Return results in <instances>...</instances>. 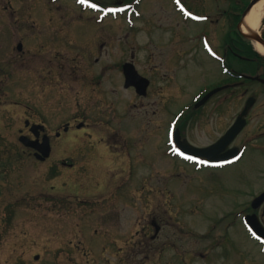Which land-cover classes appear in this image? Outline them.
Here are the masks:
<instances>
[{
  "label": "rangeland",
  "instance_id": "374dc122",
  "mask_svg": "<svg viewBox=\"0 0 264 264\" xmlns=\"http://www.w3.org/2000/svg\"><path fill=\"white\" fill-rule=\"evenodd\" d=\"M151 2L142 19L110 21L103 42L82 35L101 24L56 22L84 14L62 0H0V264H264V245L243 221L264 191V139L254 140L264 132V86L222 91L185 125L193 145H209L255 97L233 143L244 149L237 163L212 169L175 157L172 113L226 75L202 51L176 54L189 40L174 33L194 37L201 24L178 27L167 0ZM55 52L64 62L48 67ZM128 61L150 80L143 98L123 88ZM102 63L109 64L105 72ZM26 119L46 124L52 135L44 162L18 140L31 137ZM66 121L83 128L64 133ZM72 159L73 168L61 164ZM247 212L264 226V203Z\"/></svg>",
  "mask_w": 264,
  "mask_h": 264
},
{
  "label": "flooded vegetation",
  "instance_id": "af4514ba",
  "mask_svg": "<svg viewBox=\"0 0 264 264\" xmlns=\"http://www.w3.org/2000/svg\"><path fill=\"white\" fill-rule=\"evenodd\" d=\"M49 1L56 2V1H61V0H49ZM62 1H64L65 3H68L74 8H78L84 14L75 15V16L73 15L75 18L80 17L82 20H73L74 18L72 16L68 17L65 15L53 17L57 19L56 22H59L62 25L64 21L66 20L67 21L70 20L72 23L74 22L75 23H78V22L79 23H90V24L94 23L96 24V26L101 24L102 28L100 29L98 26L99 30L96 33L90 32V33H83L82 35L98 34V36L103 39V42L105 39L110 37L108 26H107L110 21L121 20L124 22V18H126L127 21H133L132 19H137V18L142 19L144 18V13L149 11V7H151V3H152L151 0L149 1H146V0H62ZM155 1L159 2V0H154V2ZM167 1L170 4L172 12L180 18V22H178L176 26L178 27H181L182 25L186 26L188 22L201 24L200 29L194 33V37L192 34L187 33L185 30H181L178 33H174L179 36V39L186 40V42L187 40H189L188 42L189 44H191L192 41L196 42V43H192L190 46L188 43H185L182 40V43L188 44V46L179 47V48L176 47L174 48V52L176 51L175 53L179 55L184 54V55L197 56L201 53L200 51H202L204 52V55L210 61H212L213 63H216L218 67L222 69L226 68L229 71L228 74L226 75V79L228 80L226 84L229 85L230 90H235V89H238L240 86H242L243 82L240 79L241 73L235 67L236 65H239L241 52L242 51L248 52L249 50L247 48L241 49L238 46L239 41H240V33L238 31V24L240 22L241 15L250 0H167ZM152 17L154 18L155 23L160 29L162 26V21L160 19L155 20V18L157 17L156 10H155V4H154V11L152 12ZM220 22H222L221 27L219 25ZM62 25H60L61 28H63ZM224 25L226 27L225 30H224ZM132 26L133 25H131V27ZM212 26H214V28H217V29L212 30ZM213 31H218V32H213ZM63 32H66V31H63ZM170 32H172V30ZM52 33L56 35L58 34V32H52ZM66 34L68 33L66 32ZM214 34L216 36H214ZM188 36H191L192 38H189ZM213 38L214 39L220 38L221 43L214 42ZM231 39L233 41H231ZM234 40H236V42H234ZM102 46L103 44H101L99 49H101ZM100 52L101 51L98 50L97 54L99 55ZM49 54L52 56V53H49ZM57 55H59V53L55 52L54 58L52 56V60H50L48 63L45 62V64H47L48 67H54L60 62L63 63L64 58H60V62H57L58 60ZM90 55L92 56V54H89V57ZM159 55H162V53H160ZM53 60H54V63H53ZM99 61H100V58H95L94 65H98ZM198 61H200V59H198ZM225 63L227 67H225ZM41 64L42 63L37 65V67L39 68ZM35 65L36 64H34L33 67H35ZM47 65H42L41 67L48 68ZM67 65H68V62L65 63L64 68H66ZM28 66H31V64H28ZM123 66H124V63L121 66V72H122L123 82H124V72L122 71ZM108 67H109L108 63L106 65L102 63V70L104 72L108 70ZM138 73L140 74L139 71ZM98 78L100 79L99 74L97 76H91L89 79L92 82H95V80ZM97 82H99V80ZM219 86L220 85H217L213 87L212 89L217 88ZM149 88H150V84L147 88V92ZM130 89L135 91L134 88H130ZM209 91L210 90H208L207 92ZM216 95H213L209 100H211ZM139 97H142V96H139ZM209 100L207 102H209ZM181 108L182 109L172 113V119H173L172 125H174V127L172 130L171 136L168 139L170 151H172L174 156L177 155L175 157L177 158L180 157L179 159L186 163L187 161L195 160L196 162H199L200 164L206 165L207 167H211V168L224 167V166H227L233 163L235 160H231L227 163H219L217 165H208L202 159H192V157L184 156L178 151L179 150L178 145H177L178 142L180 143L186 142V143H190L191 145H193V143H191L183 135V132L185 130V125L187 123V120L192 118L193 114L197 112L194 108L189 109L188 105L182 106ZM240 112L236 114L235 119L240 114ZM235 119L233 120V122L235 121ZM75 120H76V117H75ZM72 124H73V121H66L62 127L63 132L67 133L73 129L77 130V129L83 128V123H79L75 125H72ZM34 125L44 126L43 129H39L41 131H38L40 132L38 139L41 141L42 139H44L45 136L48 137V141H49L50 148H51V151H50V156H51L54 145H53L52 135L49 133L47 125L42 122L40 123L30 122L28 119H26L24 122V126L28 130V133L30 134L31 139L35 138V136L33 135L31 131ZM176 132H177V136H175ZM55 136L57 138L60 137V132H55ZM221 136H219L217 139H219ZM260 139L261 140L264 139V132H260L258 133L257 136L254 137V140H260ZM233 143L229 146V148L235 147L233 146ZM205 146H208V145H205ZM205 146H196V147H205ZM73 160L74 159H72L70 163H66V161L64 160L61 162V164L65 167L73 168L74 167ZM44 161H41V162H44ZM153 226L157 230L160 229L159 225H157L156 223H154Z\"/></svg>",
  "mask_w": 264,
  "mask_h": 264
},
{
  "label": "water",
  "instance_id": "95a60500",
  "mask_svg": "<svg viewBox=\"0 0 264 264\" xmlns=\"http://www.w3.org/2000/svg\"><path fill=\"white\" fill-rule=\"evenodd\" d=\"M260 0H252L250 4L247 6L245 11L243 12L242 20L246 18V16L249 14L251 9L254 5H256ZM246 38L250 39L253 42H257L260 45L264 47V39L257 33L251 32L250 35H244ZM21 49V44L18 45V50ZM124 71V77H125V83L124 87H130L133 86L136 89L137 94L139 95H145L146 89L148 87L149 81L146 78L141 77L138 75L137 71L135 70L134 66L131 63L124 64L123 67ZM226 87V86H225ZM218 88L207 94L198 104L204 103L212 94L216 93L217 91L225 88ZM254 100L249 99L241 114L237 117L234 124L226 131V133L218 139L214 144L205 147V148H196L188 143H180L178 142V147L185 153L195 156V157H202L205 160H208L210 162H218V161H224L229 159L230 157H234L237 155L238 150L236 148L230 149L227 152H222L227 148V146L235 139V137L240 133V131L244 128L246 125L245 117L253 105ZM38 129H43L42 126H34L32 129L35 136L38 138L39 132ZM177 136V133H176ZM177 139V138H176ZM19 141L26 147L32 148L36 150L35 156L39 160H44L49 156L50 153V146L48 143V139L44 137L43 142L39 143L38 139L36 140H30L26 136H21L19 138ZM264 202V192H262L259 196L254 198V200L251 203V206L253 209L258 208L262 203ZM246 223L249 225L251 230L255 233V235L261 239L264 240V228L260 224L258 218L256 215H250L245 217Z\"/></svg>",
  "mask_w": 264,
  "mask_h": 264
},
{
  "label": "bare ground",
  "instance_id": "6f19581e",
  "mask_svg": "<svg viewBox=\"0 0 264 264\" xmlns=\"http://www.w3.org/2000/svg\"><path fill=\"white\" fill-rule=\"evenodd\" d=\"M264 19V0H261L253 6L249 14L244 20V24L241 27V31L245 35H250L251 32H257L260 29L262 20ZM255 50L264 55V47L257 42H254Z\"/></svg>",
  "mask_w": 264,
  "mask_h": 264
},
{
  "label": "trees",
  "instance_id": "16d2710c",
  "mask_svg": "<svg viewBox=\"0 0 264 264\" xmlns=\"http://www.w3.org/2000/svg\"><path fill=\"white\" fill-rule=\"evenodd\" d=\"M231 41H233L231 39ZM234 42H236L234 40ZM239 47H248L249 48V52H247L246 54H242V56H250V57H254L253 62L256 64V66L254 67V73H261L262 78H264V57H261L259 54H257L256 52H253L250 48L251 44H249V42L247 43L242 36H240V41L238 44Z\"/></svg>",
  "mask_w": 264,
  "mask_h": 264
}]
</instances>
